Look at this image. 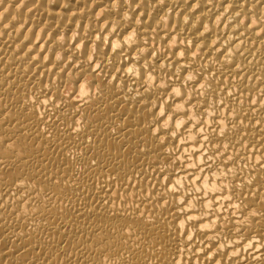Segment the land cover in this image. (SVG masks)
<instances>
[{"label": "bare ground", "instance_id": "6f19581e", "mask_svg": "<svg viewBox=\"0 0 264 264\" xmlns=\"http://www.w3.org/2000/svg\"><path fill=\"white\" fill-rule=\"evenodd\" d=\"M0 264H264V0H0Z\"/></svg>", "mask_w": 264, "mask_h": 264}]
</instances>
